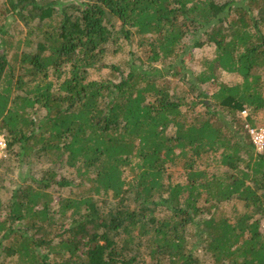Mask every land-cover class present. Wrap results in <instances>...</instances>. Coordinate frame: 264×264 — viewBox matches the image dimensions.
Masks as SVG:
<instances>
[{"label": "trees", "instance_id": "obj_1", "mask_svg": "<svg viewBox=\"0 0 264 264\" xmlns=\"http://www.w3.org/2000/svg\"><path fill=\"white\" fill-rule=\"evenodd\" d=\"M132 41L126 70L106 62ZM207 45L213 58L188 74L184 58ZM168 78L189 90L172 94ZM260 113L264 0H1L0 163L49 167L0 193V264H205L199 249L211 264H264V149L245 128ZM51 187L81 191L52 208Z\"/></svg>", "mask_w": 264, "mask_h": 264}, {"label": "rangeland", "instance_id": "obj_2", "mask_svg": "<svg viewBox=\"0 0 264 264\" xmlns=\"http://www.w3.org/2000/svg\"><path fill=\"white\" fill-rule=\"evenodd\" d=\"M1 1V0H0ZM3 1V0H2ZM12 37L15 38V40L22 35V29L20 26H14L11 29ZM122 49L120 47V51L117 53H111L112 47L109 50V53L107 54L106 62L108 64H114L116 66H120L122 69H127V62L130 60H135V56H138L140 53L136 48V44L134 41L130 43H123ZM134 56V57H133ZM214 56V46L213 45H207L204 46L202 49L194 50L192 53V59L188 60V57L184 58V62L187 66V72L190 74V72L193 74H197L203 70L202 62L204 60H211ZM158 67L162 66L161 64H157ZM106 70H102L101 73L98 72H89V76L92 79H98L102 75H106ZM218 81L227 85H234L235 83H238L240 79L237 75L234 74H226V73H220L218 76ZM164 82L169 83L170 90L174 93H182L183 91H188V86L185 84H182L181 81H178L177 79H166ZM175 87V88H173ZM200 89L205 90L208 94L211 93V88L207 87L206 85H201ZM263 114L260 113L257 116L254 117L256 126L261 127L263 124ZM168 134H172V130L168 131ZM17 150V149H16ZM209 164V161L207 158H204L201 167L206 168L208 170H213L214 165ZM49 167V164L45 162V160L40 159L38 162L33 163L32 161L30 163L25 162H18L14 157L13 154L10 155L9 159L7 161H2L0 163V193L3 195L2 197H8L10 193L16 189L21 188L24 186H35L37 180L42 177L43 171L46 170ZM169 174L171 176V180L173 183L181 182L183 181L182 172L179 166H168ZM61 175L65 176L69 179L75 180V174L72 172L67 171L65 168L60 170ZM128 174V173H127ZM166 176V175H165ZM167 177V176H166ZM167 180H165L166 182ZM73 190L75 194H78L81 190H77V188H57V187H51L48 192L51 193L52 196V208H55L56 203L58 201L59 197H65L69 195V192ZM237 205L239 209H241V205L237 203L235 200H230L224 204H222L223 209L227 210L228 212L231 211L232 207L234 205ZM229 216H231L229 214ZM263 224V223H262ZM62 229L54 230L52 233H50L52 236L56 234L55 236H58ZM262 230H264V226L262 227ZM191 231V230H190ZM194 237L191 238V241L194 242ZM194 252V251H193ZM195 253V252H194ZM202 262L205 264H211V259L201 250H197L195 253ZM10 263V262H9ZM11 264H16L15 262H11Z\"/></svg>", "mask_w": 264, "mask_h": 264}, {"label": "built area", "instance_id": "obj_3", "mask_svg": "<svg viewBox=\"0 0 264 264\" xmlns=\"http://www.w3.org/2000/svg\"><path fill=\"white\" fill-rule=\"evenodd\" d=\"M242 118H246V111L240 113ZM251 143L254 147V151L256 153H262L264 149V127L254 126L251 127L249 125L245 126ZM7 150V142L5 137L0 134V161L3 160L6 156Z\"/></svg>", "mask_w": 264, "mask_h": 264}]
</instances>
